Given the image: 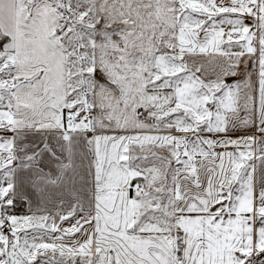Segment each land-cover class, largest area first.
Here are the masks:
<instances>
[{
	"label": "snow or ice",
	"instance_id": "6c2138e0",
	"mask_svg": "<svg viewBox=\"0 0 264 264\" xmlns=\"http://www.w3.org/2000/svg\"><path fill=\"white\" fill-rule=\"evenodd\" d=\"M0 264H264V0H0Z\"/></svg>",
	"mask_w": 264,
	"mask_h": 264
}]
</instances>
